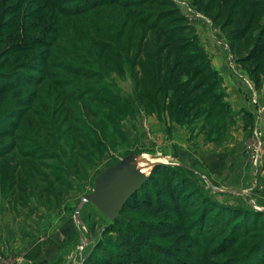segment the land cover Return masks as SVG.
<instances>
[{
  "label": "rangeland",
  "instance_id": "obj_1",
  "mask_svg": "<svg viewBox=\"0 0 264 264\" xmlns=\"http://www.w3.org/2000/svg\"><path fill=\"white\" fill-rule=\"evenodd\" d=\"M125 1L83 10L86 0H0V149L13 148L0 159V245L11 224L35 264H114L119 234L83 196L133 153L145 169L173 168L151 177L161 193L176 192L187 228L184 255L168 264H245L248 255L264 264V212L255 213L264 211V72L255 86L237 61L258 35L264 0ZM187 43L217 71L212 90L202 81L210 69L198 76L172 50ZM254 92L253 113L229 101ZM256 124L257 160L248 149ZM203 206L216 230L207 237L193 219ZM122 215L131 231L176 220L128 207ZM1 248L0 264H12Z\"/></svg>",
  "mask_w": 264,
  "mask_h": 264
},
{
  "label": "trees",
  "instance_id": "obj_2",
  "mask_svg": "<svg viewBox=\"0 0 264 264\" xmlns=\"http://www.w3.org/2000/svg\"><path fill=\"white\" fill-rule=\"evenodd\" d=\"M86 1H87L86 5L81 7V9L83 10L92 9L97 6L107 5V4L125 5V3L128 2L125 0H86ZM133 1L139 3L142 0H131L129 2H133ZM154 1H155L154 4H156L157 3L156 0ZM254 2L259 3L257 0H255ZM161 15L162 14L160 13H154V19L149 23L147 22L146 18H140L139 20L142 21L143 22L142 24L144 25L146 23H148V25L154 23L155 25V23L160 18L159 16ZM185 27H186L185 24H179L176 25L175 27L167 28L166 30H164V33L166 34V38H170V36H173L176 33H180V31L184 30ZM245 28H243L240 31L242 32L243 37L246 35L247 32L246 31L243 33V31H245L244 30ZM185 45L186 48H172V50H175V52L178 55H181L182 58L180 59V62L184 61L188 65L192 66L194 68V73L198 76L201 75V72L204 73L208 67L211 73L208 72L207 74H204V76H202V81L206 83L208 90H212L214 84H216V78L214 77V75L217 73V71L213 67L210 68L209 65L210 62L205 60V53L202 50H198L196 48L193 50V52L187 53L186 51L191 48L189 43ZM237 61L241 65V67L248 72L250 79H253L255 86L260 85L261 75L262 72H264V20L262 22L261 27L259 28L258 35L253 45L246 54L237 58ZM201 63H204V68L203 70H198L197 66L201 65ZM159 87L161 86L159 85ZM218 97L219 98L221 97L220 94L218 95ZM247 114L250 116L252 115L250 113ZM12 149L13 148L10 144L5 146V148L0 149V159L8 155L12 151ZM158 167L163 171H165V169H169V170L173 169L166 163L156 164L152 168L147 180L143 183V185L136 192H134L132 196H130L126 200L120 211V215L115 220L111 221L113 225L112 230L116 231L120 237V242L117 245L118 250H116L118 261H116L114 264H118V263L119 264H168L174 262L178 263L179 261L177 260V257H180V255H184L183 251H184L185 243L188 241V236L186 232L187 228H185L184 223L180 220L181 217L183 216L179 207L180 201L178 200L175 191L173 190L165 191V194H163L160 192V188L158 187V184L153 183L152 178L157 177L156 170ZM165 180L170 183L169 177H165ZM127 207L129 209H135V210L146 209L155 215H161L163 213L165 214L173 213L176 216V220L170 224H167L166 222H157L155 224L147 223V224H143L142 229H137L135 227L134 231H131V226L126 227L123 225L124 218L122 214L127 209ZM210 211L211 210L203 206L198 211V214H195V218H193L195 219L194 221H196L197 219L196 222L198 223L197 225L198 231L196 233H199L201 236L207 237L208 235H211V233L215 234L216 231L215 228L207 227V224L204 225L205 221L209 217H213V214L209 216ZM263 212L264 211H255V213L257 214ZM238 222H239L238 220H235L233 222V228L231 234H233L234 231L237 232V228L235 227V225ZM254 226L258 227L257 225ZM228 229L230 228L228 227ZM251 229L252 228H250V230ZM138 230L140 232L145 231V233H139ZM253 235L254 234H250V238L254 237ZM157 239H159L160 241H164V240L169 241L170 247L162 246L157 241ZM257 244H259V242H257ZM186 245L188 244L186 243ZM145 247H149L150 248L149 251H147ZM172 251L178 254V256H175ZM152 253H154L155 256L154 260L151 257ZM248 256L249 257H247V262L245 264H260V259L254 260L252 256L250 255ZM184 259L186 263L190 262L188 256L186 257L184 256ZM231 263H232L231 261L227 260L225 264H231ZM106 264H111V262L108 261Z\"/></svg>",
  "mask_w": 264,
  "mask_h": 264
},
{
  "label": "water",
  "instance_id": "obj_3",
  "mask_svg": "<svg viewBox=\"0 0 264 264\" xmlns=\"http://www.w3.org/2000/svg\"><path fill=\"white\" fill-rule=\"evenodd\" d=\"M142 156L133 153L126 155L101 171L94 180L92 191L84 195L83 200L91 202L109 220H115L126 200L147 180L152 168L164 163L155 162L147 172H143L139 167Z\"/></svg>",
  "mask_w": 264,
  "mask_h": 264
},
{
  "label": "crops",
  "instance_id": "obj_4",
  "mask_svg": "<svg viewBox=\"0 0 264 264\" xmlns=\"http://www.w3.org/2000/svg\"><path fill=\"white\" fill-rule=\"evenodd\" d=\"M229 101L232 102V105H235L236 108L237 107L240 108L239 105L241 103H243V105H244L243 107H246V109L251 111L252 113H253V109L256 108L255 105L249 101V98H248V101L244 102L242 99V96L239 99L237 97V95L236 94L233 95V93H231V97H230ZM262 104H264V103L262 102ZM259 119H260V116H259ZM235 173H238V172L235 170ZM6 227L8 228V231L6 232L7 237L5 238L6 239V242H5L6 246L0 245V247L1 246L3 247V250L1 248V251L4 254H9L10 257H12V259H13L12 264H35V261H33V259L30 257V253H29L30 252L29 251L30 250V248H29L30 244L27 245L23 241V238H22L23 235H22L21 227H13V226H11V224L10 225L6 224ZM2 230H3L2 224L0 223V231H2ZM1 241H2V239H0V243H1ZM7 245H11V246L8 247ZM24 246H25V248H24Z\"/></svg>",
  "mask_w": 264,
  "mask_h": 264
},
{
  "label": "built area",
  "instance_id": "obj_5",
  "mask_svg": "<svg viewBox=\"0 0 264 264\" xmlns=\"http://www.w3.org/2000/svg\"><path fill=\"white\" fill-rule=\"evenodd\" d=\"M243 79L246 81L248 84L249 88L253 90L252 85L249 83L248 79L243 77ZM251 97V102L254 105H258V101L256 98L255 92L250 95ZM259 106V105H258ZM262 132L260 128H258L257 124L255 128L253 129L252 136H251V142L248 144V149L251 151L252 155L254 156L255 160L258 159L260 155V151L262 148Z\"/></svg>",
  "mask_w": 264,
  "mask_h": 264
},
{
  "label": "bare ground",
  "instance_id": "obj_6",
  "mask_svg": "<svg viewBox=\"0 0 264 264\" xmlns=\"http://www.w3.org/2000/svg\"><path fill=\"white\" fill-rule=\"evenodd\" d=\"M141 161H142V159L139 161V167H140V169H141L143 172H147L150 168L145 169L147 166H141ZM155 162H157V161H155ZM143 168H144V169H143Z\"/></svg>",
  "mask_w": 264,
  "mask_h": 264
}]
</instances>
